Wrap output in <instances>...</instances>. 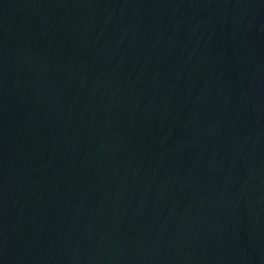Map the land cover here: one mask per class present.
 Wrapping results in <instances>:
<instances>
[{"label": "water", "instance_id": "water-1", "mask_svg": "<svg viewBox=\"0 0 264 264\" xmlns=\"http://www.w3.org/2000/svg\"><path fill=\"white\" fill-rule=\"evenodd\" d=\"M0 170L32 264H264V0H0Z\"/></svg>", "mask_w": 264, "mask_h": 264}]
</instances>
